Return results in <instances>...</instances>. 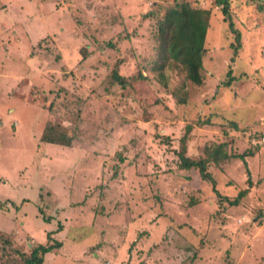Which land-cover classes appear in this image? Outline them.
Wrapping results in <instances>:
<instances>
[{"label": "rangeland", "instance_id": "obj_1", "mask_svg": "<svg viewBox=\"0 0 264 264\" xmlns=\"http://www.w3.org/2000/svg\"><path fill=\"white\" fill-rule=\"evenodd\" d=\"M91 1L115 11L122 6V0H109L107 5L104 0ZM71 2L0 0V234L31 253L34 244L44 243L53 231V238L65 244L48 258L55 264L70 258L77 264H196L197 259H188L195 244L208 241L207 234L215 231L211 244L198 251L206 258L200 263L219 264V256L231 248V264H264V184L257 183L264 171L250 184L240 174L246 171L240 159L214 164L219 191L250 188L242 204L218 210L211 183L197 170L180 168L174 151L181 148L187 123L173 115L177 103L171 90L181 81L170 73L168 89L163 90L157 81L138 79L144 65L139 42L146 39L145 26L131 40L113 39L122 51L105 46L101 51L98 41L110 40L111 35L80 27L84 17L78 13L76 22ZM201 2L215 9L203 69L207 85L191 88L186 112L191 118L200 111L213 113L219 123L232 117L245 130L237 132L235 143L243 150L255 142L253 134L264 130V55L259 56L264 46L255 51L259 40L264 44V28L260 35L243 33L242 54L251 64L246 68L232 61L236 34L226 17L211 0ZM247 14L243 11L241 19L235 18L236 27L253 25ZM136 22L128 24L124 34L131 35ZM244 22L248 26H240ZM45 35L49 38L43 40ZM85 43L98 48L81 61L78 52ZM42 48L46 54L58 49L60 60L48 59L40 53ZM121 55V73L135 85L128 89L135 99L126 97L118 84L109 91L105 83ZM230 68L233 75L245 76L223 84ZM48 123L77 128L81 137L68 147L43 142ZM201 129L214 135L205 125ZM256 162L248 166L254 169ZM115 164L124 172L109 183L108 195L114 199H99L94 186L102 182L101 172ZM23 191L33 197L22 205L25 199L18 194ZM192 196L201 202L191 204ZM7 200L18 206L10 202L5 209ZM225 214L228 217H219ZM85 215L87 220H82ZM226 229L234 237L219 245L217 233ZM6 255L0 245V264H22L14 260L15 252H9L11 259H4Z\"/></svg>", "mask_w": 264, "mask_h": 264}, {"label": "trees", "instance_id": "obj_2", "mask_svg": "<svg viewBox=\"0 0 264 264\" xmlns=\"http://www.w3.org/2000/svg\"><path fill=\"white\" fill-rule=\"evenodd\" d=\"M104 2H106V5L110 3L109 0H104ZM82 3L80 0L78 2L72 0V6L69 8H73V17L76 22L78 21L76 18L78 13H80L78 16L84 17L83 22H79L80 27L85 26L89 28L93 34L105 32L111 35L110 40L98 41L99 48L103 45L100 48L101 51L104 46L106 49L110 48L122 51V48L118 46L117 42H114L113 39L117 38L119 42L125 38L131 40L134 36L138 35L139 27L145 26L144 30L148 31L146 39L143 43L139 42L140 46L144 47L142 53L145 55L143 58L144 65H142L143 69L139 72L138 79L144 80V82L149 84L157 81L162 85L161 89L163 90L168 89L169 84L167 78H169L170 73L174 75V78L178 77L181 81V84H177L176 87L171 90V95L177 103L175 112L172 111L173 115L177 119L187 120L183 129L184 133L180 137L181 148H179V150L176 148L174 149L178 155L179 167L182 169L197 170L201 179L211 183L212 189L215 191L219 201L220 206L218 210L224 211L227 205L230 207H237L242 204L250 188L246 187L240 189L238 192L231 188V191H225V194H222L218 188V178L214 175L211 167L214 164L220 165L222 162L230 159H240L246 164V171L240 174L246 177L248 183L253 184L252 178L255 179L260 172L264 171V130L253 134L255 136L253 140L260 143V145L253 142L256 145L254 146L251 141L252 144L250 146L240 150L235 146L237 132L240 131L244 133L245 130L241 128L238 121H235L232 117H226L227 115L224 116L226 112L221 113L226 117L225 120L223 119V123L214 121L213 113H203L200 111L197 113V117L194 116V118H191L186 112V108L189 107L190 109L191 107V88L194 87L196 90H201L207 85L203 69L205 56L209 51L207 39L211 31V19L215 9L206 6L201 0H122V6L117 7V12L115 9L104 8L102 5L95 6L96 3L91 0H82ZM211 3L222 12L228 20L231 31L236 34V44H233L234 56L232 57V61L235 62L238 60L240 65L251 68L250 62L246 60V57L242 54L244 48L243 44L245 45L242 38L244 31L258 35L261 34V29L264 28V0H211ZM246 6L247 8L244 9ZM250 9L252 11H250ZM243 11L246 14L248 13L247 18H253L251 19L253 25L244 29L241 27V29L236 27L235 18L241 19L240 17ZM134 22L137 24L132 34H124L128 24L130 25V23ZM240 26L248 25L244 22ZM48 36L49 35H45L42 39L45 40V38H49ZM54 39H51L52 45L56 46L58 38L54 37ZM262 46H264V44L259 40L255 51L263 49ZM97 48V45L92 48L91 44H82L78 52L79 55H81V61H86L88 58L92 57L93 51ZM130 51L131 50H129V52ZM40 53H44L48 59L54 58L56 61L60 60L62 56L60 51L54 48L52 49V53L49 51L46 54L43 48L40 49ZM263 55L264 53L259 52L260 57H263ZM252 56L255 57L254 54ZM243 58L245 59L243 60ZM123 60L124 56L121 55L116 65L108 72L109 74H107L105 83L109 91L118 84L120 90H123L124 94L126 93V97L135 99V94L129 93L128 91L132 86L135 88V85L132 81L128 80L129 76L121 73ZM39 63L40 61L37 65H39ZM144 70L149 71V75L151 76L145 75ZM253 71L260 72L259 68H254ZM233 72V68L228 70V80L223 84L230 85L234 79L245 76V72L240 76L233 75ZM247 74L248 72L246 71V75ZM253 75H255V78L257 77L256 73ZM208 102L207 100L205 101V103ZM215 115L217 114L215 113ZM204 125L206 128L213 130L214 135L211 137L207 135V133L201 129ZM69 127L61 125L60 123H48L43 130L41 139L43 142L52 145L58 144L62 145V147H68L74 140L76 141L81 137L79 129L73 127H70V129ZM123 159H125V157H123ZM255 160H257V167L251 169L248 166V162L253 164ZM107 168L109 169H105L106 171L104 173L101 172L102 182L99 186L94 187L100 191L99 199L106 198V200H113L114 198L108 195L109 183H114L115 179L121 176L124 170L116 164ZM259 182L264 184V179L261 180V178H259L257 183ZM225 187H227V185ZM19 189L22 191L24 188L21 187ZM18 197H24L25 200L22 203L23 205L28 201H32L33 196L23 191L21 194H18ZM10 202L12 205H15V207L18 206L14 200H7V202L4 203L5 209L8 208L6 203ZM200 202L201 198L191 197V204L195 205ZM40 212L45 219L44 221L49 222L50 218H45L42 207L40 208ZM219 217L226 218L228 215L225 214ZM82 220H87L86 215L82 217ZM61 229L62 226L58 228V230ZM229 229L222 230L221 234H219V232L217 233L220 236V241L217 238L219 245L230 241L229 239L234 237ZM213 234H215V231L207 234L209 237L208 241L204 238L199 241V244H195L196 251L193 252L192 256L188 257L190 261L193 262L197 259L196 264H207L206 262L200 263L202 259L206 258L199 256L198 251L205 248V245L211 244ZM53 239V231L48 232L47 240H45L44 243L34 244L31 248L32 252L29 253L20 245H17L11 237L0 234V245L7 254L3 258L11 259L7 256L9 252L12 251L16 253L14 260L19 263L22 262V264H55L51 260H48V258H51V255H53L54 252L56 253V250H59V248L65 249V244L56 239V237L54 240ZM231 250V248H226V252H224L225 256H219V264H231L229 263L232 261L230 260L231 253H233ZM72 260L71 258L70 260L67 259L64 263L61 261V264H77Z\"/></svg>", "mask_w": 264, "mask_h": 264}, {"label": "clouds", "instance_id": "obj_3", "mask_svg": "<svg viewBox=\"0 0 264 264\" xmlns=\"http://www.w3.org/2000/svg\"><path fill=\"white\" fill-rule=\"evenodd\" d=\"M222 194H225V192L223 191ZM261 197H262V201H263V203H264V192H263V194H262Z\"/></svg>", "mask_w": 264, "mask_h": 264}]
</instances>
